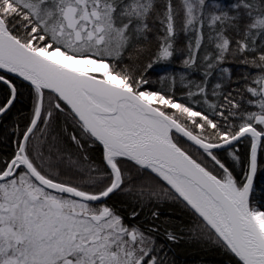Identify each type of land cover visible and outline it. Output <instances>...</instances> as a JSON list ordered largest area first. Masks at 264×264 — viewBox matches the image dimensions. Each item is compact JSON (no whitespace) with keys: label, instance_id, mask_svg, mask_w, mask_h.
I'll use <instances>...</instances> for the list:
<instances>
[{"label":"snow or ice","instance_id":"obj_1","mask_svg":"<svg viewBox=\"0 0 264 264\" xmlns=\"http://www.w3.org/2000/svg\"><path fill=\"white\" fill-rule=\"evenodd\" d=\"M208 253L264 264V0H0V264Z\"/></svg>","mask_w":264,"mask_h":264},{"label":"trees","instance_id":"obj_2","mask_svg":"<svg viewBox=\"0 0 264 264\" xmlns=\"http://www.w3.org/2000/svg\"><path fill=\"white\" fill-rule=\"evenodd\" d=\"M203 258L207 261V264H218V261L220 259L219 256L213 253H208ZM189 259H191V257H189Z\"/></svg>","mask_w":264,"mask_h":264}]
</instances>
